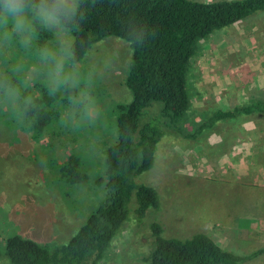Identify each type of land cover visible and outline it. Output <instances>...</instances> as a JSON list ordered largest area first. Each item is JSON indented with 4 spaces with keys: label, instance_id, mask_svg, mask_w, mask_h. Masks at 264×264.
Masks as SVG:
<instances>
[{
    "label": "rangeland",
    "instance_id": "rangeland-1",
    "mask_svg": "<svg viewBox=\"0 0 264 264\" xmlns=\"http://www.w3.org/2000/svg\"><path fill=\"white\" fill-rule=\"evenodd\" d=\"M207 38L200 41L197 53ZM71 41L67 29L60 32L45 27L31 14L23 32L16 31L11 21L0 24V76L4 79L0 89H7L10 80L17 81V87L31 80L30 84L38 82L46 87L47 95L54 97V115L38 133L28 129L20 117L12 121L8 111L0 115V264H11L5 252L8 236L20 234L49 247L64 243L105 196L104 181L98 178L104 174L105 149L117 137L115 105L131 99L124 83L131 47L128 41L108 35L73 63L69 55ZM62 47L67 51L62 53ZM44 49L53 50L55 58L45 57ZM62 55L63 69L57 75L56 64ZM226 63L227 59L223 65ZM190 71L188 90L195 97L199 88L193 77L190 82ZM11 98V94L0 98L3 108ZM193 101L197 104L198 97ZM190 102L179 127L194 134L183 135L175 126L162 125L163 135L152 166L135 176L137 183L156 189L158 206H149L138 217L134 190L127 218L96 264H149L155 247L152 222L160 224L165 237L184 238L197 231L212 236L210 228L214 227L230 239L234 236L233 230L227 229L230 223L239 225L244 219L249 222L256 218L253 214L257 209H262V202H231V181L219 178L215 172V154L208 141L210 127L197 129L207 119L208 110L199 113V107ZM161 108L160 101L144 107L139 122L160 125ZM71 152L79 156V169L85 172L81 180H66L65 172L60 170ZM230 175L225 177L229 179ZM242 190L237 195L245 190L264 195L255 187ZM246 210L254 213L250 215ZM220 246L244 255L261 245L249 241L245 248L236 244ZM241 264H264V254Z\"/></svg>",
    "mask_w": 264,
    "mask_h": 264
},
{
    "label": "trees",
    "instance_id": "trees-1",
    "mask_svg": "<svg viewBox=\"0 0 264 264\" xmlns=\"http://www.w3.org/2000/svg\"><path fill=\"white\" fill-rule=\"evenodd\" d=\"M260 9L264 0H77L76 15L66 25L72 34L71 62H79L93 43L108 35L128 41L131 56L124 83L131 99L115 105L117 137L105 149L104 174L98 178L104 181V198L64 243L49 247L20 234L8 236L5 252L11 264H96L127 218L134 190L138 217L149 206H158L156 189L137 183L135 176L152 166L162 125L185 133L179 124L191 105L187 73L200 41ZM8 82L7 89H0V98L10 94L12 98L7 108L0 103V115L8 111L12 121L20 117L31 131H42L54 115L53 95H47L46 87L38 82L31 85L28 80L22 87H17V81ZM154 101L162 102L160 125L140 123L144 107ZM254 109L264 110V102L217 111L197 129L211 128L217 117ZM189 134L194 133H185ZM60 170L69 181L85 176L79 169V156L72 152ZM151 229L155 247L149 264H241L264 253V246L249 254L234 253L202 231L179 238L163 236L158 222H152Z\"/></svg>",
    "mask_w": 264,
    "mask_h": 264
},
{
    "label": "crops",
    "instance_id": "crops-1",
    "mask_svg": "<svg viewBox=\"0 0 264 264\" xmlns=\"http://www.w3.org/2000/svg\"><path fill=\"white\" fill-rule=\"evenodd\" d=\"M230 25L207 36L202 51L191 61L190 82L193 77L199 90L195 95L197 104L193 95L190 99L199 107V113L208 110L207 119L217 111L264 102V9ZM210 130L208 141L215 154V172L219 178L231 181L234 188L231 202L264 204V195L244 191L247 187L264 191V110L217 117ZM229 172L228 179L225 176ZM239 189L244 192L237 195ZM257 210L252 222L244 219L237 226L235 222L227 226L233 230L230 239L227 233L214 227L210 228L211 237L220 245L245 248L249 241H255L264 246V205ZM246 211L250 215L254 213Z\"/></svg>",
    "mask_w": 264,
    "mask_h": 264
},
{
    "label": "clouds",
    "instance_id": "clouds-1",
    "mask_svg": "<svg viewBox=\"0 0 264 264\" xmlns=\"http://www.w3.org/2000/svg\"><path fill=\"white\" fill-rule=\"evenodd\" d=\"M76 11L77 0H0V24L11 21L16 31L23 32L29 26L31 14L43 26L63 32L76 15ZM66 51L62 47L61 52ZM43 55L55 58L51 49H44ZM56 68L59 75L63 69V55L57 61Z\"/></svg>",
    "mask_w": 264,
    "mask_h": 264
}]
</instances>
